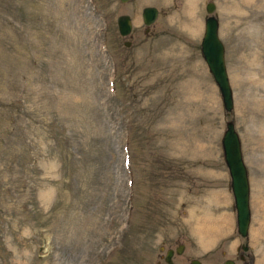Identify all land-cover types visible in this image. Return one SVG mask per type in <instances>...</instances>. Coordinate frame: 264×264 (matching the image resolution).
Here are the masks:
<instances>
[{
    "label": "rangeland",
    "instance_id": "obj_1",
    "mask_svg": "<svg viewBox=\"0 0 264 264\" xmlns=\"http://www.w3.org/2000/svg\"><path fill=\"white\" fill-rule=\"evenodd\" d=\"M207 1L229 115L199 52ZM144 5L157 8L148 25ZM228 118L249 183L244 237ZM179 244L177 264H264V0H0V264H160Z\"/></svg>",
    "mask_w": 264,
    "mask_h": 264
},
{
    "label": "water",
    "instance_id": "obj_2",
    "mask_svg": "<svg viewBox=\"0 0 264 264\" xmlns=\"http://www.w3.org/2000/svg\"><path fill=\"white\" fill-rule=\"evenodd\" d=\"M126 1V0H119ZM207 15L204 18L203 31L199 42V52L207 66L213 81L215 82L224 111L229 114L232 109V93L228 81L224 62V47L217 33V18L212 13L214 3L207 1L204 5ZM157 14V9L152 5H145L141 8V18L144 24L151 23ZM117 31L124 36L130 32L131 19L126 13H120L115 18ZM124 44H129L128 40H124ZM222 150V158L229 175V187L233 197V205L235 209L236 231L240 236L247 233L250 210H249V185L247 171L242 159L240 142L238 134L234 128L233 121L228 119L225 121V128L220 137ZM182 244L174 248H167L163 255V263L161 264H177L172 260L173 252L179 253ZM247 245L243 244L242 249H246ZM190 264H199L198 259L192 258ZM222 264H234V260L226 258Z\"/></svg>",
    "mask_w": 264,
    "mask_h": 264
},
{
    "label": "flooded vegetation",
    "instance_id": "obj_3",
    "mask_svg": "<svg viewBox=\"0 0 264 264\" xmlns=\"http://www.w3.org/2000/svg\"><path fill=\"white\" fill-rule=\"evenodd\" d=\"M241 254V256L243 257L244 255H242V252L241 253H238V255H240Z\"/></svg>",
    "mask_w": 264,
    "mask_h": 264
},
{
    "label": "bare ground",
    "instance_id": "obj_4",
    "mask_svg": "<svg viewBox=\"0 0 264 264\" xmlns=\"http://www.w3.org/2000/svg\"><path fill=\"white\" fill-rule=\"evenodd\" d=\"M208 243V242H207Z\"/></svg>",
    "mask_w": 264,
    "mask_h": 264
}]
</instances>
